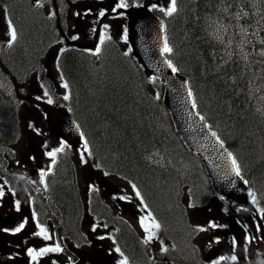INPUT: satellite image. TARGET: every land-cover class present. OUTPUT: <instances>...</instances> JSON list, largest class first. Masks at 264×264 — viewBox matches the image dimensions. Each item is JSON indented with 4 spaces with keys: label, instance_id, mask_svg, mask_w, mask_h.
Masks as SVG:
<instances>
[{
    "label": "trees",
    "instance_id": "obj_1",
    "mask_svg": "<svg viewBox=\"0 0 264 264\" xmlns=\"http://www.w3.org/2000/svg\"><path fill=\"white\" fill-rule=\"evenodd\" d=\"M0 4L17 32L1 59V165L3 147L17 135L19 101L3 83L10 77L24 80L40 65L53 24L30 0ZM166 29L173 49L169 56L189 76L198 110L233 151L258 201L264 203V0H177ZM119 48L112 44L97 63L75 48L66 51L61 67L70 87L71 109L99 170L136 185L176 243L178 257L198 264V252L187 241L192 227L180 195L189 187L195 202L206 197L209 180L200 159L174 130L161 99V83ZM57 158L48 174L49 194L41 201L49 204L55 222L70 236L78 234L75 240L82 243L83 200L74 163L67 150ZM102 203L98 195L92 198L94 213L118 227L116 236L124 251L141 263L144 251L134 229Z\"/></svg>",
    "mask_w": 264,
    "mask_h": 264
},
{
    "label": "rangeland",
    "instance_id": "obj_2",
    "mask_svg": "<svg viewBox=\"0 0 264 264\" xmlns=\"http://www.w3.org/2000/svg\"><path fill=\"white\" fill-rule=\"evenodd\" d=\"M149 1L151 3L152 1L155 2L160 9L165 11L171 2V0ZM83 3L90 9L89 12H84L78 8L80 5L70 6L69 8L68 17H72L68 25L70 32H75L77 26L81 27L83 24V26L89 28L91 33L99 10L101 8L104 10L105 6L109 5V2L105 0H85ZM86 17L88 18L85 20ZM115 22L116 20H110L107 29L110 32L113 31L114 38L121 41L122 30L118 32L114 29ZM71 26L73 27L71 28ZM9 40V22L5 9L0 5V53L9 46ZM53 48L56 49V47H52L47 53L46 59H44L45 66H48L50 71L48 72V79H50L51 93L47 92L48 94L45 95L44 86L38 81V77L31 78L24 84L7 85V88L12 86V91L16 93L19 99L18 133L15 139L6 146V149L4 148L5 164L2 167L4 172L0 173L2 178L0 179V191L3 192V195L0 196V264H5L4 261L9 264H85L89 259L96 260L98 264H119L122 258L116 251V244L112 242L111 230L107 229L102 222L91 221L87 217L89 215L88 211L85 214L86 221L83 223L87 241L83 245L74 246L65 238L62 239L63 245H61L60 237L57 236L52 226H43L51 239H45L43 236L36 234L41 227L37 223L29 226V212L22 184L28 186L27 183H30L29 185L36 186L37 180H40V170L46 168L49 163L50 158L47 156L50 148L59 140L58 135L53 133L55 131L52 125L53 120L56 117H61L68 110V101L64 99L65 96H68L67 89L64 87L65 84L59 73L57 62L50 60L54 56ZM49 99L52 103H48ZM74 146H79V143H75ZM75 160L79 170L80 189L84 191V194L87 192L88 182L95 183L101 188L103 198L109 203L114 212L123 215L139 233L147 237L148 232L145 227L151 226L152 219L144 210L140 197L136 194L133 186L115 178L111 179L112 183L109 180L102 183L104 178L97 174L95 168H85L78 158H75ZM96 176L98 179H96ZM5 182L10 184L6 185ZM117 191L128 195L135 206L128 209L121 207L115 200ZM211 198L213 200H209L207 205L201 209L189 206L188 213L199 228H201L200 225L206 223L203 225L205 231L201 232L198 244L204 257L207 258L210 264H213V261L219 260V258L215 260L213 256V253L217 251L213 237L219 236L220 232L219 230H211V225L203 217L208 219L210 215L211 223H214L216 221L214 214L218 213L219 208H222L223 205L219 200ZM139 207H141V213ZM31 216L33 217L32 213ZM142 218L144 219V225L141 224ZM21 224H23V228L19 231L21 233L19 234L15 229ZM152 240H155V246L158 250L162 249V238L160 236H155ZM57 244L61 249V246H65L69 251L64 256L66 262H60L58 258L56 259V254L59 255L61 251L47 252L42 256H37L36 260L28 252L29 249L37 251L41 248L55 247ZM71 253L75 254L76 257L72 258ZM223 257H226V259L220 260L219 264H233L229 255ZM20 258H22V261H20Z\"/></svg>",
    "mask_w": 264,
    "mask_h": 264
},
{
    "label": "water",
    "instance_id": "obj_3",
    "mask_svg": "<svg viewBox=\"0 0 264 264\" xmlns=\"http://www.w3.org/2000/svg\"><path fill=\"white\" fill-rule=\"evenodd\" d=\"M128 38L133 54L146 70L164 82V101L170 109L175 129L184 144L202 158L216 192L241 204H249L251 190L233 171L231 152L216 135H212L214 132L195 111L187 77L168 66V60L162 53L165 42L162 20L146 9L130 10ZM67 125L68 131L80 134L70 115Z\"/></svg>",
    "mask_w": 264,
    "mask_h": 264
},
{
    "label": "flooded vegetation",
    "instance_id": "obj_4",
    "mask_svg": "<svg viewBox=\"0 0 264 264\" xmlns=\"http://www.w3.org/2000/svg\"><path fill=\"white\" fill-rule=\"evenodd\" d=\"M37 1H39V0H37ZM62 1L65 3V0H62ZM62 1L61 0H53L52 5L49 3V6H48L50 8L49 12L42 10V8L40 6L36 5L40 9V11L42 10V12L46 16V18L48 20L52 21V24H53V29H52L53 33H52V37L50 38V41L57 40V42H55L53 44L54 47H56V49L54 50V48H53V55L54 56L50 58L51 60H54L56 58V56L59 54V51L62 50V47L63 48L70 47L68 45V40H71V41L79 40L82 43H88V44L90 41V30L88 27L83 26V24H82L83 27L82 26L80 27L79 25L77 26V28H81V29L76 28L75 32H70V30L68 29V25H69L72 17L71 16L68 17V14H66V11H64V6L61 3ZM108 1L114 2L116 0H108ZM111 6H112V4L110 5V7H108L104 11L103 22H105L107 20H111L112 18L115 17L117 19V24L121 25L123 20H124V17L121 16L120 14H124V13H122L120 11V8L113 7L114 5L112 6V9H111ZM88 17H86L85 20ZM75 21H76V18H75ZM72 27L73 26H71V28ZM80 31H81V33H80ZM77 33H79V34H77ZM99 38H98V42H99ZM49 46H50V44L49 45L47 44L45 46V51L49 50ZM248 231H249L248 232L249 237L251 235L250 233H252V243L247 246L246 251H244V250L242 251L240 262H241V264H261V263L256 262L255 258H254L255 251L262 252L256 248L255 242H257L259 245H262V246H264V244L262 243L261 239L259 238V234L257 233L256 228H253V229L248 228ZM240 232L242 235L245 234L244 230H242V229H240Z\"/></svg>",
    "mask_w": 264,
    "mask_h": 264
},
{
    "label": "snow or ice",
    "instance_id": "obj_5",
    "mask_svg": "<svg viewBox=\"0 0 264 264\" xmlns=\"http://www.w3.org/2000/svg\"><path fill=\"white\" fill-rule=\"evenodd\" d=\"M118 8H126L128 7V4L125 2V0H120V3L117 4ZM153 7H155V5H153ZM162 11H165L164 9H161ZM177 11V0H171L170 2V6L167 8V10L165 11V14L166 15H172L173 13H175ZM100 15L103 16L104 15V12L101 11L100 12ZM9 26H10V40H9V46L11 45V43H13L16 39H17V32H16V29L15 27L11 26V21H9ZM105 29H107V25L104 26ZM75 38V37H74ZM105 39V37H102L101 38V43H103V40ZM100 51V48L98 47L96 49V54H98ZM162 51L164 53H171L173 51V49L168 45L167 43V38L165 37V42H164V46H163V49ZM168 66L170 68H172V70L175 72V71H178V69H176V67L172 64V62L169 60L168 61ZM64 87H67V84L64 85ZM45 95H47V91H45ZM189 95L191 96L192 93L191 91H189ZM69 97L68 96H65L64 99L67 100ZM37 99H39V97H37ZM48 103H52L51 99L48 100ZM193 106L195 107V101L193 100ZM203 119V118H202ZM213 136L216 135V133H212ZM221 144H223V141H220ZM65 144L63 142H61V146L59 148H56L54 149L53 151L49 152L48 153V156L49 157H52L53 160H52V163L55 164V156L57 154V152H63L64 151V148H65ZM85 148H87V141H85ZM229 156L231 157V163H232V169L233 171L235 172V174L237 176L240 175V166L237 162V159L235 156H232L231 153H229ZM47 175L46 172L44 171H41L40 172V180L41 182L44 181V177ZM245 183H247V181H245ZM46 187V185H45ZM133 187H135V185H133ZM138 196L140 195L139 191H137L136 193ZM3 195V192L0 191V196ZM256 200H255V196L253 194V203H255ZM18 203V202H17ZM150 218H151V215L149 214ZM152 219V223H151V226H146L145 227V230L148 232V236H147V240H152V238L156 235V229H159L160 228V224L157 223L155 221L154 218H151ZM141 224L144 225V219L142 218L141 219ZM212 227H216L215 224H212L211 225ZM23 228V224H21L19 227H17L15 229L16 232H19L21 229ZM199 231H205V229L203 228H199L198 229ZM37 235H41L43 236L45 239H51V237L47 234V230L45 228H43V226L40 227V231L38 233H36ZM62 251V249L60 248L59 244H57L55 247H47V248H41L38 252H36L35 250L33 249H29L28 252L29 254L32 256V258L35 260L37 256H42L44 255L45 253L47 252H60ZM117 252L120 251L119 248L116 249ZM162 252H167L168 249L166 247H162L161 249ZM121 255L123 256V253H121ZM226 259V257H220L219 260L217 261H213V264H219L220 260H224ZM232 260H236L237 257L236 256H232L231 257ZM119 264H128V260H127V257H124V259H122Z\"/></svg>",
    "mask_w": 264,
    "mask_h": 264
},
{
    "label": "bare ground",
    "instance_id": "obj_6",
    "mask_svg": "<svg viewBox=\"0 0 264 264\" xmlns=\"http://www.w3.org/2000/svg\"><path fill=\"white\" fill-rule=\"evenodd\" d=\"M233 27V26H232ZM16 61V60H15Z\"/></svg>",
    "mask_w": 264,
    "mask_h": 264
}]
</instances>
